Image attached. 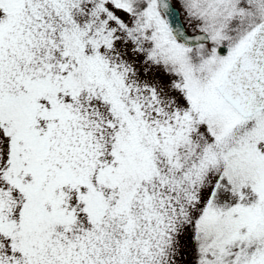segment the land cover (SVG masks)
<instances>
[{"label":"snow or ice","instance_id":"6c2138e0","mask_svg":"<svg viewBox=\"0 0 264 264\" xmlns=\"http://www.w3.org/2000/svg\"><path fill=\"white\" fill-rule=\"evenodd\" d=\"M0 264H264V0H0Z\"/></svg>","mask_w":264,"mask_h":264}]
</instances>
